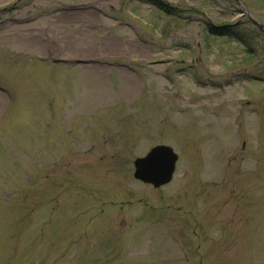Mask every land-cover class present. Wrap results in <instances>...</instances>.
I'll return each mask as SVG.
<instances>
[{"label":"rangeland","instance_id":"obj_1","mask_svg":"<svg viewBox=\"0 0 264 264\" xmlns=\"http://www.w3.org/2000/svg\"><path fill=\"white\" fill-rule=\"evenodd\" d=\"M157 1L0 0V264H264V30Z\"/></svg>","mask_w":264,"mask_h":264},{"label":"water","instance_id":"obj_2","mask_svg":"<svg viewBox=\"0 0 264 264\" xmlns=\"http://www.w3.org/2000/svg\"><path fill=\"white\" fill-rule=\"evenodd\" d=\"M237 1L241 2L240 0ZM245 14L251 18L256 26L264 29V25L253 18L247 8H245ZM177 161L178 155L171 146L158 145L152 148L145 157H139L135 160L134 175L139 180L160 187L173 179Z\"/></svg>","mask_w":264,"mask_h":264},{"label":"trees","instance_id":"obj_3","mask_svg":"<svg viewBox=\"0 0 264 264\" xmlns=\"http://www.w3.org/2000/svg\"><path fill=\"white\" fill-rule=\"evenodd\" d=\"M156 3H158V4H160V5L162 6V4H161L160 2H158V1H157ZM224 31H227V32H228V31H229V29H228V28H226V29H224Z\"/></svg>","mask_w":264,"mask_h":264},{"label":"bare ground","instance_id":"obj_4","mask_svg":"<svg viewBox=\"0 0 264 264\" xmlns=\"http://www.w3.org/2000/svg\"><path fill=\"white\" fill-rule=\"evenodd\" d=\"M78 41H79V39L75 38L74 42H78Z\"/></svg>","mask_w":264,"mask_h":264}]
</instances>
